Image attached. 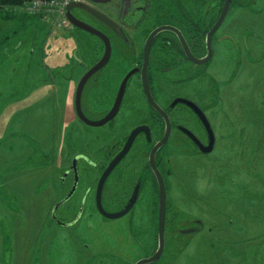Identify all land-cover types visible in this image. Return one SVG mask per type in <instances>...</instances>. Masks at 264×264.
Masks as SVG:
<instances>
[{"label":"rangeland","instance_id":"374dc122","mask_svg":"<svg viewBox=\"0 0 264 264\" xmlns=\"http://www.w3.org/2000/svg\"><path fill=\"white\" fill-rule=\"evenodd\" d=\"M30 1L0 7V264L134 262V257L142 254L137 239L146 238L148 250L155 243L156 212H151L153 202L149 201L157 196L149 180L133 216H101V220L111 221L105 223L96 215L90 230L85 221L54 222L52 209L71 187V181L66 182L71 177H61L70 170L73 155L83 151L94 160H103V150L113 138H96V130L82 124L74 107L79 79L101 55L102 43L70 26L59 12L46 15L27 10ZM146 1L149 4L143 0L135 4H142L143 11L133 6L121 19L128 38L138 48L144 32L159 22L150 12L163 6L172 10V3L175 5L174 0ZM184 2L193 9L197 0ZM112 4L100 3L98 7L118 17V12L112 13ZM216 11L208 16L206 25L211 24ZM97 25L102 27L100 21ZM224 30L237 36L230 37L233 44L226 38L223 42ZM216 34L220 41L213 43L215 53L208 72L207 65L204 69L199 64H184L165 73L154 68L152 73L160 99L177 93L194 99L210 118L216 136L210 153H200L181 139L171 138L167 144V218L159 264H264V0H233ZM236 38L240 48H236ZM116 43L111 60H124L128 68L127 57L117 52L128 57L138 52L133 53L134 47L121 40ZM121 66L116 63V68L113 65L103 72V87ZM199 72L203 74L193 78ZM44 81L60 85H39ZM97 84L92 77L82 93L83 110L95 118L105 110L93 104L98 101ZM136 87L133 80L129 98ZM129 110L127 122L135 119L133 109ZM173 117L185 120L200 133L189 111H174ZM133 151L127 162L135 166H126L139 168L142 150ZM88 168L86 162L79 163L81 172ZM93 178L90 171L71 201L57 207L58 220L85 217L91 202L80 208V199L91 198ZM111 188L105 189L107 197L121 194L119 187L116 193ZM149 217L154 218L152 222ZM130 224L136 225L139 237L135 238ZM188 226L194 228L179 230Z\"/></svg>","mask_w":264,"mask_h":264},{"label":"flooded vegetation","instance_id":"af4514ba","mask_svg":"<svg viewBox=\"0 0 264 264\" xmlns=\"http://www.w3.org/2000/svg\"><path fill=\"white\" fill-rule=\"evenodd\" d=\"M113 1L114 0H91L89 2L87 1L85 2H87L89 5L95 7L96 9L105 13L107 16L113 19L123 30V33L125 34V38H123L114 28L104 24L102 21H100L99 19L91 15L89 12L83 9H80V8L72 9V13L77 19L101 30L104 34L107 35L110 41V50H111L110 56L107 62L104 65H102L100 68L95 70L94 73L89 76V78L84 83L83 90H82V93H83L87 82L92 77H93V80L97 79L98 84L96 86L97 89L95 90L97 94L95 96L98 97V101L97 103L93 102V104L94 105L96 104V108L98 109L104 108L106 111L104 110V112L101 113L98 110L97 112L98 113L100 112V114L102 115L99 114L100 116L97 118L89 116L88 113L85 110H83L82 95H81V109H82L83 114L88 119L93 120V121H98L100 119H103L116 104L119 94H120V97L118 99L119 103L117 105V111L115 115L101 125L87 124L84 121H82L76 114L77 118L82 122V124H84L88 128H93L94 131L96 130V138L98 137L100 139L105 136L107 140H112V138L113 140L110 142L109 146L106 147L107 149L105 148L106 150L105 149L103 150V154H104L103 160H100V161H98L97 159L94 160L86 152H83V151L77 152L73 155L71 159L70 170H65L63 176L61 177L62 180L63 179L66 180L68 179V177H71L70 180L66 181L67 183L68 181L69 183L71 181V187L68 189L67 193L60 200H62L63 198L67 196V194L70 192L75 182V170L73 168V160L74 158H76L77 159L76 161V166H77L76 167L77 168L76 169V180H77L76 187L72 195L69 198H67L63 203L71 201V199L75 196L77 192L80 182L83 180V178L85 179L86 175L90 174V171H92L94 173V178L92 181L93 188L91 190V198L89 199L81 198L80 202H83V204L80 203L79 206L80 208L83 207L85 205V202H91V204L88 210L85 211L84 218L82 219L75 218V220L71 222H65L59 219L61 223L59 222L57 223L60 225H65V224H73L77 222L78 220H79L78 222L85 221L87 226L88 224H90V227L88 228V230H90L92 225L94 227V224L96 223L95 221H97V219L105 223L111 222L104 218H107V219H112V218H108L99 212V209L96 203L97 202L96 201V190H97V185L99 183V180L101 179V176L103 172L105 171L106 167L111 163V161L116 156H118L122 152L119 159L110 169V171L106 174L102 182V189L100 193V202H101L102 207L108 212H116L120 210L121 208H123L127 202H133L132 206L124 214L127 216L128 215L133 216V213L137 210V208H135L136 204L142 201L140 198L141 191L146 185V182L148 180L152 188V191L154 193V196H155V193L157 196V198L149 201V202H153L151 204V209H152L151 212L152 213L156 212L157 225H156V234L154 237L155 243H153V246H150L148 250L146 238L144 240L141 238L137 239V242L141 249V251L139 252H142V254L139 255V258L138 256H135L134 262H128V264H135L137 261L153 255L158 247L159 188H158V180H157L155 171L150 163V154H151V151L154 145L158 143L165 134V131L167 129L166 119H168L169 124H170L169 133L167 134V139L164 141V143H162L155 150L154 155H153L154 164L157 170L161 173V176L163 177L165 188H166L165 179L167 175L166 174V163L169 160V157L165 158V153L167 151V144L171 138L173 140H177V142L181 139L182 142H184L185 144H188L189 146H192L194 149H196L200 153H203L200 150V148L196 145L194 139L186 131L182 130L181 127H184L185 129L189 130L195 137L199 139L201 143L205 145V147L210 142V136L208 135V132L202 120L198 117L197 113L189 105H187L185 102L180 101V99L181 98L188 99L196 103L199 107L200 105L194 99L182 93H177V94H174V96L173 95L167 96L166 98L160 99L157 96L155 85L152 81L153 69L155 68L157 71L165 73V72H170L171 70H176L179 65L181 67L184 64H192V65L199 64L201 66H204V69H205V66L207 65V72H208V66L215 53L214 41H220L219 39H215L217 35L216 33L224 25V21L228 15V12L231 10V3L233 0L230 1L229 8L225 16V19L223 20L221 25L215 30V32L212 35L211 56L209 60L203 63H197L195 60L202 59L205 56H207V33L209 32L212 25L217 20L220 12L222 11L225 0H197V2H195L192 7L193 9L191 8L189 9L188 7H186L184 0H174L175 5H173V3L170 2V4L172 3V8H173L172 10L171 8H169V6L165 7L162 5L163 7H160L159 9L157 8L156 12H150L152 15L155 13L153 16H155L156 20L159 22H157L147 32H144L143 34L144 39H143L141 46H139V48L136 45L134 46L133 42L128 38L129 35L127 34L125 28L122 26L121 19H124L126 15L129 14L131 7L135 6L137 1H142V0H117L116 1L117 4L116 3L114 4ZM143 1H145L146 5L149 4L148 1L146 0H143ZM193 1L194 0H192V2ZM105 2L113 3L112 8L114 10H112V13L114 11L118 12L117 14L118 17L113 16L109 14L108 12L101 10V8L98 7L100 3H105ZM157 6L159 7V5ZM135 7L139 8L138 10L140 11L141 10L143 11V8H144L142 4L140 6L136 5ZM79 10L89 15L81 16V13L78 12ZM213 10H217V11L213 16L214 19L212 20L211 24L208 26L205 24V22L207 21L208 16L213 12ZM176 13H178V15H176ZM95 19L98 20V23L99 21L102 23V27H99L97 25L98 23L96 24L94 22ZM197 25L198 26L201 25V26L198 27ZM161 26H168V27L155 31L157 28ZM75 28H78V27H75ZM78 29L80 31H84L90 35H93L94 37H97L100 40V43H102V53L99 57H97L95 62L90 66L92 67L103 56V52L105 50L104 41L102 38H100L99 36L95 34H92L81 28H78ZM154 31H155V34L153 35V37L150 38V35ZM221 33H223V35L221 36H223L222 40L224 43H226L224 40L226 38L227 40L231 41V43L233 44L230 37H234V38L237 37L233 33L226 31V30L222 31ZM117 36H119V40H121L122 42H125L127 46L134 47L132 51L133 53L138 52L136 54L132 53L133 55L130 54L131 57H128L124 53L117 52L118 55L123 56L124 58L127 57L129 64H130L128 68L124 60L123 61L111 60L112 57L114 56L113 49L118 44L116 42L119 41L117 39ZM235 44L237 45L236 48H240L238 39L235 42ZM223 47L224 45L222 46V48ZM116 63L117 65H120V66L122 65L119 68L121 71H118L117 74H114L113 76H111V78L107 80V83H105V87H103V85L101 84L102 83L101 77L103 75V72L107 70L109 67H112L113 65L116 68ZM183 70H184L183 72H186L185 71L186 69H183ZM201 74L203 73L201 72H199L198 74L194 73L193 78L196 77V75H201ZM127 75H128V78L123 85L122 82ZM187 75L188 73L185 76ZM189 77L190 76H188V78ZM133 80H136L137 82L136 93L132 98H129V96L127 95L129 93L133 94V92L130 91V86ZM120 90H121V93H119ZM98 93H100V96ZM148 94L150 95L151 100L155 102L157 107H155L149 101L148 96H147ZM200 108L204 112L208 121L210 122L212 131H213V138H214L213 147L211 151L207 152V153H210L214 150L216 136H215V132L213 130L210 118L207 116L203 108L202 107ZM128 109L130 110L133 109L134 113L132 114V116L135 117L134 120L132 118L129 122L127 121L130 119L131 113H128ZM181 109L185 111L187 110L191 113L193 118L198 122L200 126L198 130L200 133H196L195 130L191 126H189L185 120L183 122L173 117L174 111H179ZM140 116L143 118L140 119ZM99 130L102 131L101 133L103 134L102 137L98 135V133H100ZM133 130H137V131H135L131 135ZM108 132H113V133H108ZM156 135L158 137H156ZM135 148H138V149L140 148V150H142L139 152L140 153L139 157L137 156L139 162L142 164V166L139 168L134 167L135 164L133 162H127L133 155V152H134L133 150ZM81 161H84L88 164L89 170L83 169L84 171L81 172V170L79 169V163ZM126 163L134 164V166L127 167ZM128 176L130 177L127 178ZM106 187L107 188L112 187L113 189L111 188V190H114L113 193H116L119 187V189L121 190V194L119 195L109 194L107 197L105 195ZM105 202H111V203L107 205L105 204ZM154 202H158L157 205L154 204ZM165 202H166V210H165V222H166L167 202H168L167 201V188H166V201ZM110 207L116 208V211H109L108 208ZM96 215L98 218L96 217ZM101 216L104 217L102 218V220L100 219ZM152 219L154 218H151L150 220L151 222L153 221ZM129 220H132V219H129ZM131 226L134 229L135 238L139 237L138 229L135 230L136 225H131ZM191 228H194V227L188 226L186 228L185 227L181 229L179 228V230L183 232L186 230H190ZM165 232L166 231L164 229V237H165ZM108 253L106 254L108 255ZM162 255H163V252L161 256ZM92 256H94V254H92ZM161 256L155 261H152L149 263H143V264H152V263L159 264V260L161 259Z\"/></svg>","mask_w":264,"mask_h":264},{"label":"water","instance_id":"95a60500","mask_svg":"<svg viewBox=\"0 0 264 264\" xmlns=\"http://www.w3.org/2000/svg\"><path fill=\"white\" fill-rule=\"evenodd\" d=\"M231 0H225L224 5H223V9L220 12L217 20L214 22V24L212 25L211 29L209 30V32L207 33V56H205L202 59H197L195 60L197 63H203L207 60H209L210 56H211V38L213 33L215 32V30L221 25V23L223 22V20L225 19V16L227 14L228 8H229V4H230ZM73 8H80L83 9L87 12H89L91 15H93L94 17H96L97 19H99L100 21H102L104 24L114 28L123 38H125V34L123 33V30L121 29V27L113 20L111 19L109 16H107L105 13L99 11L98 9H96L95 7L89 5L87 2H83V1H73L70 2L67 6H66V16L68 21L75 27L84 29L92 34H95L97 36H99L100 38L103 39L104 41V45H105V50L103 52V56L101 57V59L95 63L92 67H90L81 77V79L79 80L77 86H76V90H75V96H74V105H75V111L76 114L78 115V117L84 121L87 124H91V125H101L103 123H105L108 119L112 118L116 111H117V105L119 103V97L120 94L118 95L116 104L114 105V107L110 110V112L103 118L100 119L98 121H93L88 119L82 112L81 109V95H82V90H83V86L84 83L86 82V80L89 78V76L91 74L94 73L95 70H97L98 68H100L102 65H104L107 60L109 59L110 56V41L109 38L107 37L106 34H104L101 30L77 19L73 13H72V9ZM168 26H161L159 28H157L155 31L162 29V28H166ZM155 31L152 32V34L150 35V38L153 37V35L155 34ZM149 41V39H148ZM128 78V75L124 78L122 84L124 85V83L126 82ZM121 93V90L120 92ZM148 99L149 101L155 106L157 107V105L155 104V102L153 100H151L150 95L148 94ZM180 101L185 102L187 105H189L198 115V117L202 120V122L205 125V128L208 132V135L210 136V142L209 144L205 147V145L203 143H201L199 141V139L197 137H195L189 130L185 129L184 127H181L182 130L186 131L195 141L196 145L200 148V150L203 153H207L209 151H211L212 147H213V131L210 125V122L208 121L207 117L205 116L204 112L201 110V108L194 103L191 100L188 99H184L181 98ZM159 109V108H158ZM167 122V129L165 131V134L163 136V138L154 145L151 154H150V163L151 166L153 167L157 180H158V188H159V216H158V247L156 249V251L154 252L153 255L147 257V258H143L139 261H137L135 264H143V263H149L152 261H155L156 259H158L164 249V245H165V237H164V229H165V210H166V188H165V184L163 181V177L161 176V173L157 170L155 164H154V159H153V155L155 150L162 144L164 143V141L167 139V134L169 133V121L168 119H166ZM137 130H133L131 135ZM127 145V144H126ZM124 150V149H123ZM122 154V152L116 156L111 163L106 167L105 171L103 172L101 179L99 180V183L97 185V190H96V203L99 209V212L108 217V218H118L123 216L128 210L129 208L132 206L133 202H127L125 204V206L123 208H121L120 210L116 211V212H108L106 211L100 202V193H101V189H102V182L106 176V174L110 171V169L113 167V165L116 163V161L119 159L120 155ZM76 161L77 159L74 158L73 160V168L75 170V182L73 184L72 189L70 190V192L67 194V196L65 198H63L62 200H60L59 202H57V204H55V206L52 209V216L55 219L56 222H60L57 218H56V214L55 211L57 209V207L62 204L67 198H69L72 193L75 190L76 187Z\"/></svg>","mask_w":264,"mask_h":264},{"label":"built area","instance_id":"2783aa9c","mask_svg":"<svg viewBox=\"0 0 264 264\" xmlns=\"http://www.w3.org/2000/svg\"><path fill=\"white\" fill-rule=\"evenodd\" d=\"M72 0H32L27 2L26 9L41 12V14L48 15L59 12L61 15L64 13L65 6Z\"/></svg>","mask_w":264,"mask_h":264},{"label":"trees","instance_id":"16d2710c","mask_svg":"<svg viewBox=\"0 0 264 264\" xmlns=\"http://www.w3.org/2000/svg\"><path fill=\"white\" fill-rule=\"evenodd\" d=\"M25 0H0V7L3 5H9V6H19L22 4ZM198 26V25H197ZM201 26V25H200ZM198 26V27H200ZM200 30V29H199ZM203 32V31H202ZM166 225V223H165ZM154 264V263H152Z\"/></svg>","mask_w":264,"mask_h":264},{"label":"crops","instance_id":"0c3cea01","mask_svg":"<svg viewBox=\"0 0 264 264\" xmlns=\"http://www.w3.org/2000/svg\"><path fill=\"white\" fill-rule=\"evenodd\" d=\"M44 60H45V57H44ZM43 62V61H42ZM41 62V63H42ZM44 68V67H43ZM45 71H47L45 68H44ZM47 78V77H46ZM44 79V78H43ZM48 81H51V80H48ZM48 81H44V82H40L39 85H44V84H52L55 88H58L60 84H57L55 82H48ZM69 88V87H68Z\"/></svg>","mask_w":264,"mask_h":264}]
</instances>
